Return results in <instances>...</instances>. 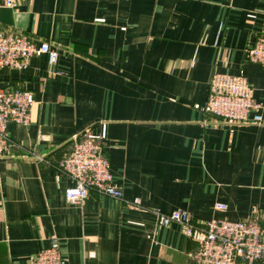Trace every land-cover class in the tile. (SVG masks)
Returning <instances> with one entry per match:
<instances>
[{
  "label": "crops",
  "instance_id": "0c3cea01",
  "mask_svg": "<svg viewBox=\"0 0 264 264\" xmlns=\"http://www.w3.org/2000/svg\"><path fill=\"white\" fill-rule=\"evenodd\" d=\"M0 31L58 51L54 67L40 55L0 68V90L35 97L0 157V264H28L53 237L69 264H195L202 236L160 227L157 213L242 222L264 210V109L261 124L203 110L214 74L241 70L264 105V68L246 57L264 0H19L0 7ZM102 122L123 200L91 192L71 204L72 181L49 161Z\"/></svg>",
  "mask_w": 264,
  "mask_h": 264
},
{
  "label": "built area",
  "instance_id": "2783aa9c",
  "mask_svg": "<svg viewBox=\"0 0 264 264\" xmlns=\"http://www.w3.org/2000/svg\"><path fill=\"white\" fill-rule=\"evenodd\" d=\"M19 0H0V7L13 8ZM45 55L48 64L54 67L58 51L50 43L38 45L21 33L0 31V68L26 69L32 58ZM248 62L264 68V34L246 49ZM35 103L31 91L10 87L0 90V157L10 146L7 131L13 122L24 127L31 123V109ZM199 109L200 106L196 105ZM264 105L254 99L247 76L241 70L237 75L215 73L207 103L203 110L224 122L247 124L263 122ZM108 138V125L100 129H88L81 139H76L73 150L62 160L50 165L72 181L66 189V200L71 204L86 201L91 192L123 200V191L114 184L111 163L104 155L103 144ZM138 201L134 203L138 206ZM217 211L225 212L227 206L216 204ZM255 216L242 222L213 218L194 222L187 211L157 213L158 225L168 228L174 223L185 228L189 238L202 236L198 248L189 253L195 264H264V210H254ZM28 264H69L58 238L51 239L50 246L40 250Z\"/></svg>",
  "mask_w": 264,
  "mask_h": 264
}]
</instances>
